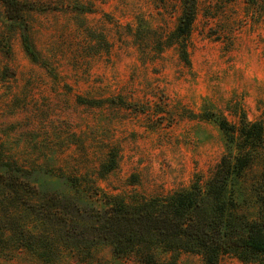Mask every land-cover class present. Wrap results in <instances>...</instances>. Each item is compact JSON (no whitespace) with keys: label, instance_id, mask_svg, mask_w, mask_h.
Listing matches in <instances>:
<instances>
[{"label":"rangeland","instance_id":"1","mask_svg":"<svg viewBox=\"0 0 264 264\" xmlns=\"http://www.w3.org/2000/svg\"><path fill=\"white\" fill-rule=\"evenodd\" d=\"M20 1L22 21L0 2V264H135L95 235L104 197L206 180L227 142L204 111L260 121L264 136V3L195 0L186 66L155 43L181 0ZM259 173L254 164L229 182L243 210Z\"/></svg>","mask_w":264,"mask_h":264},{"label":"trees","instance_id":"2","mask_svg":"<svg viewBox=\"0 0 264 264\" xmlns=\"http://www.w3.org/2000/svg\"><path fill=\"white\" fill-rule=\"evenodd\" d=\"M258 1L246 0L255 5ZM8 19L23 20L28 8L20 0H0ZM196 1L181 0V11L171 34L155 43L161 50L175 46L179 60L190 61L187 39L195 18ZM25 52L35 61L27 38ZM200 120L213 122L226 139L227 151L212 174L204 181L196 179L188 189L168 196L129 202L118 196L104 197L95 235L112 248L120 260L133 259L135 264H159L157 252L170 254L163 264H177L176 256L190 253L200 257L201 264H218L225 256L241 264H264V136L260 121H248L245 115L231 123L214 112L198 114ZM254 164L260 173L252 185V211L243 210L229 182L240 178ZM114 162L106 171L112 170Z\"/></svg>","mask_w":264,"mask_h":264}]
</instances>
